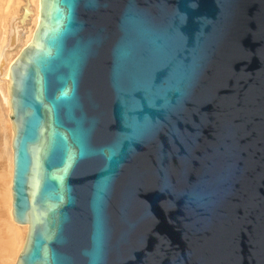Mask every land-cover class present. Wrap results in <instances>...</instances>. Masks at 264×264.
<instances>
[{"label":"water","instance_id":"obj_1","mask_svg":"<svg viewBox=\"0 0 264 264\" xmlns=\"http://www.w3.org/2000/svg\"><path fill=\"white\" fill-rule=\"evenodd\" d=\"M10 80L17 264H264V0H40Z\"/></svg>","mask_w":264,"mask_h":264},{"label":"bare ground","instance_id":"obj_2","mask_svg":"<svg viewBox=\"0 0 264 264\" xmlns=\"http://www.w3.org/2000/svg\"><path fill=\"white\" fill-rule=\"evenodd\" d=\"M16 3L17 0H3L0 6V110L4 115V118L0 119V141L1 147L5 153L7 152L10 161L7 190L0 193V198L3 200L7 198L9 201L8 215L2 223L0 222V264H17L28 234V226L17 224L12 211L15 130L13 129V124H11L12 120H10V115L12 114L9 91L11 85L10 67L21 51L33 39L40 21V0H28V13L24 15L15 14L17 10L15 9ZM28 18L31 19L32 26L27 31L28 35L20 47V29Z\"/></svg>","mask_w":264,"mask_h":264},{"label":"rangeland","instance_id":"obj_3","mask_svg":"<svg viewBox=\"0 0 264 264\" xmlns=\"http://www.w3.org/2000/svg\"><path fill=\"white\" fill-rule=\"evenodd\" d=\"M3 0H0V6H1V2ZM14 2V1H13ZM27 5H28V0H17V3L15 5V9L16 12L15 14H19V15H24L26 13H28V9H27ZM29 17H31V15H29ZM29 19V20H28ZM27 21L25 22V24H23L21 26V34H20V47L23 45V40L25 39V37L28 35L27 31L31 28L32 26V22L31 19L28 18ZM4 115L1 113L0 110V119H3ZM11 120V119H10ZM13 124V122L11 123ZM3 175V176H2ZM10 176V161H9V157L7 152H4V149L1 147V141H0V193L5 192L7 190V186H8V178ZM2 177V179H1ZM4 178V180H3ZM9 207V201L6 198V200H3L2 198H0V222L2 223L4 221V219L7 217V209ZM13 261V260H12Z\"/></svg>","mask_w":264,"mask_h":264},{"label":"snow or ice","instance_id":"obj_4","mask_svg":"<svg viewBox=\"0 0 264 264\" xmlns=\"http://www.w3.org/2000/svg\"><path fill=\"white\" fill-rule=\"evenodd\" d=\"M69 7H72V4L71 3L69 4ZM106 187H107L106 183H103L100 186H98V188H97V203H98V209H99L100 202H102V200H103L104 192L106 190ZM99 223H100V221H99V216H98V225H99Z\"/></svg>","mask_w":264,"mask_h":264}]
</instances>
